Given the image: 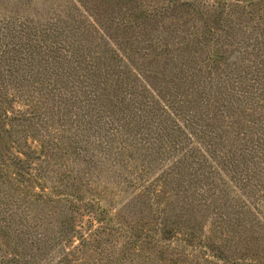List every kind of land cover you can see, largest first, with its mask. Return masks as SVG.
<instances>
[{"label": "trees", "instance_id": "1", "mask_svg": "<svg viewBox=\"0 0 264 264\" xmlns=\"http://www.w3.org/2000/svg\"><path fill=\"white\" fill-rule=\"evenodd\" d=\"M35 1L0 0V264H55L32 213L55 196L98 224L84 264H264V0ZM68 177L94 194L57 195ZM116 185L133 194L112 213Z\"/></svg>", "mask_w": 264, "mask_h": 264}, {"label": "rangeland", "instance_id": "2", "mask_svg": "<svg viewBox=\"0 0 264 264\" xmlns=\"http://www.w3.org/2000/svg\"><path fill=\"white\" fill-rule=\"evenodd\" d=\"M74 1H78V0H74ZM92 1L96 2V4L98 5V10L101 11V13H103L104 15L111 16L113 14L116 15L118 10L123 8L126 5V3H128L130 0H92ZM66 5H67V0H36L34 3V7H31L30 12L38 14L42 10L43 12L49 11L50 7L52 6L59 7V8H65ZM144 5H152V4L149 2V0H144ZM169 23H173L175 25V23L177 22L172 21V22H166L162 25L158 24L152 28L151 32L155 34L156 33L158 34L160 32H165L164 30H169L173 27L172 26L173 24L167 26ZM133 47H136V45H133ZM138 49H139V54L133 55L136 59V63L137 64L143 63L142 65H144L146 69H149L152 72H154L153 71L154 63H164L166 60V57H163V58H160L157 56L154 57L153 52L151 50H145L143 46H138ZM152 74L157 75L156 78L154 77L149 78L150 83H152V85H154L155 87L164 85L168 81L167 79L168 77H166L163 74H160V73H152ZM14 108L15 109H19V108L25 109L22 102L20 101H17L14 104ZM7 147L10 148L11 151L15 152L14 148H12L9 142L0 140V150H2L4 154H6L5 152H6ZM29 148L32 149L37 154H40V155L42 154V148L40 144L37 142H34L33 140H29ZM40 157L46 158L45 155L40 156ZM34 163H39V162L34 161ZM59 166L60 165L55 166V171L63 170L62 168L58 170ZM79 171H81V169L76 168L73 172L74 174L69 173L67 174V176L78 177L77 174ZM107 173H104V174L107 175ZM105 175L102 178L108 181L107 184L112 183V181H114V183L116 181L119 182L118 177H115V176L112 177L111 175L110 176L108 175V177H106ZM72 180H73L72 178L68 177L61 184H59L57 195L59 194L63 195V193L70 194L72 192H76V193H79V195L83 196V198L85 199V197L88 198L90 194L92 193L94 194L93 191H87L88 188L85 185H77L75 188L72 189V187L70 186ZM100 190H103V189H100ZM108 191L109 192L113 191L114 193L112 194L114 196L113 203H111L112 204L111 208H109V210H111L112 213H116L118 211V208H120L121 205L125 203L127 199H130L133 194V190L126 188L125 185H122L121 187L116 185L112 189H108ZM9 192L14 197H18V195L22 193V187L18 185H14L13 188L9 189ZM116 193H118V195H116ZM107 194L110 196L109 193ZM108 203H109V200L107 198V195L106 194L101 195L100 204L108 205ZM32 207H33L32 213L40 219L39 221H41L42 224L47 225L46 228L49 233V239H54L53 245H48L51 249L49 253L53 256V263L56 264L57 262L58 264V262L62 260L64 256H68L69 260L71 261L70 264H84L80 262L82 260L80 253L78 254V256H75L72 254V250L75 247H80V251L82 253H84V250H87L86 251L87 257L92 256V251L89 249L90 247H92L93 243L89 242L87 246L85 247L82 246V241L83 240L89 241L91 231H93L98 225L97 223H94L91 214L90 216L87 215L79 219L75 214L72 213V210L70 209L69 205L66 204V201H62L61 199L57 198V196H55L54 200L52 201L46 200L42 204H38V203L33 204ZM75 219L76 220L79 219L77 224L76 222L74 223ZM79 221H83V223H86V225H84L82 222H79ZM87 225H89V227H86ZM72 227H76L77 228L76 230L78 231V233L77 232L75 233V238L71 237V234H68L69 236L66 234H63L64 237L61 238L60 234H58L59 231L61 230L71 231ZM55 242L58 244H55ZM58 252L60 253V255L58 254ZM6 253H7L6 255H14L13 254L14 252H12L10 248L6 250ZM259 253L260 254H257V255L262 254L261 252ZM250 255H254V253L251 252ZM96 263L98 264V260L96 261Z\"/></svg>", "mask_w": 264, "mask_h": 264}]
</instances>
